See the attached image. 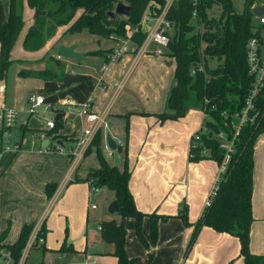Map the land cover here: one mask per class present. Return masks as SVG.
I'll return each instance as SVG.
<instances>
[{
	"label": "crops",
	"instance_id": "0c3cea01",
	"mask_svg": "<svg viewBox=\"0 0 264 264\" xmlns=\"http://www.w3.org/2000/svg\"><path fill=\"white\" fill-rule=\"evenodd\" d=\"M8 2L0 0V22L7 18ZM27 17L28 21H24L23 25L25 29L21 46L32 23L31 9L30 14L27 11ZM153 23L151 10L148 9L141 20V29L149 31ZM67 27H59L54 37L36 50L39 52L29 53L28 56L26 54L25 60H20L17 72L21 68L43 69L46 66L43 60L46 55L58 58L65 66L60 81L20 77L26 78V85L37 87L36 95L44 99L37 113L28 112V97L35 93L27 94L25 103L15 99L7 104L6 85L4 80L0 81V111L3 107L17 110L16 122L11 129L12 141L22 135L21 126L28 129L24 133L26 137L40 130L47 134L50 130L45 126V118L60 116L62 123L57 131L62 138L47 135L40 145L56 143L61 151L40 149L37 142L35 146H26L17 151L0 152V232L8 228L4 243H14L23 224L34 223L30 236L35 237L43 223L46 230L44 250H39L42 253L56 251L58 258L60 252H65L66 257L71 259L68 264H85L90 260L93 262L91 264H97L98 254H111L113 251L114 247L108 250L98 228L102 220L113 216L108 208L107 212L95 215L89 224L90 212L99 208L96 203H91L92 198L103 191L102 187L99 192L90 195L89 181H73L86 178L89 170L99 167L95 146H91L88 155H84L97 130L93 122L79 115L82 105L89 102L91 111L104 116L106 125L100 127L103 134L101 149L111 164L114 153H110L107 148L105 134L109 133L117 144H125L128 124L127 157L131 173L128 185L136 207L146 213L168 215L176 214L184 204L188 208L191 225L186 226L179 217L160 221L155 246L149 241V219L143 218L141 234L149 248L135 237L134 219L126 220L129 239L127 233L124 248L129 257L138 258L134 264H146L149 252L152 253L149 264H243L238 238L207 226L200 229L189 253L184 256L193 224L200 217L209 191L219 175V164L209 158L197 162L188 159L192 136L206 118L202 110L192 108L184 117L163 123L154 115L164 110L173 80L174 59L165 54L155 55L153 43L149 45V52L145 53L139 49L134 51L135 45L130 40L112 38H107L109 45L102 48L84 51L76 48L75 51L81 53L79 57H58L56 52L59 44H73L72 41H62L68 34L65 33ZM171 28L170 25L166 31L171 32ZM97 42L100 44L99 39ZM117 47H123L124 52L116 61L104 62L101 56L87 54L92 50ZM11 58L14 59L13 56ZM80 138H85L88 143L79 146ZM253 161L254 220L249 233V248L255 254H264V133L255 142ZM121 162L122 155L119 154L118 165ZM51 182L57 183V188L48 199L45 185ZM106 195L109 204L114 200V195L111 192H106ZM89 203L96 204V208H89ZM64 217L68 225L64 224ZM66 232L69 238H66ZM65 240L69 249L60 251ZM97 247L99 250H96ZM49 257L41 264H50L49 259L56 258L51 255ZM25 259L23 255L21 264H25ZM114 260L117 264L115 257Z\"/></svg>",
	"mask_w": 264,
	"mask_h": 264
},
{
	"label": "trees",
	"instance_id": "16d2710c",
	"mask_svg": "<svg viewBox=\"0 0 264 264\" xmlns=\"http://www.w3.org/2000/svg\"><path fill=\"white\" fill-rule=\"evenodd\" d=\"M118 3L128 6L126 15L114 13ZM263 3L264 0H244L243 9L237 11L233 0H173L164 16L172 27L171 32L166 31L169 42L164 54L174 59L175 68L164 110L154 115L160 123L184 117L192 108L202 110L207 115L203 121L206 131L198 130L200 140L196 143L191 141L188 156L191 162L209 158L220 165L226 150L222 147L223 140L218 134L222 133L226 139L232 140V151L226 170L220 174L218 180V191L193 224L184 256L189 253L200 229L207 226L238 238L243 264H264V254H255L249 248V233L254 220L253 154L257 138L264 133V86L254 97L253 109L249 112L252 120L242 124L235 136L233 127L238 122L234 113L244 108L253 82V76L248 72L247 42L252 37L260 39L259 26L254 22L252 8ZM165 4L166 0H9L7 18L0 22V81L5 79L9 67L15 61L11 58V50L24 25L25 5L32 10V23L22 41V47L26 51L42 48L62 26H68L65 33L86 30L103 38L129 39L135 45L134 51H137L147 35V31L141 29L144 13L149 9L152 17L158 16ZM129 30H133L131 34ZM260 42L262 44L261 39ZM112 51L111 48L98 49L87 54L101 56L104 62H109V53ZM44 59L46 66L43 69L21 68L17 75L50 81L62 80L64 64L52 55H46ZM208 59L218 61L213 70L207 65ZM196 63L201 64L203 69L194 67ZM193 68L195 72L191 74ZM61 127L58 116L54 118V128L47 135L56 139L62 138L57 134ZM27 130L25 126H21L22 135ZM127 133L128 124L126 142L118 144L116 149L122 155L121 165L111 164L101 149L103 134L99 127L84 151L86 156L91 146L96 147L99 167L89 170L86 178L73 180L89 181L90 186L103 187L113 193L118 204V213L102 220L99 231L103 241L114 245L111 254L117 259V264H134L138 260L129 257L125 252L124 218L134 219L135 233L146 248L149 245L141 234L144 217L149 219V241L153 246L157 242L160 221L179 217L186 226L191 225L185 204L174 215L146 213L136 207L128 185L131 173L127 157ZM47 147L55 150V145L49 144ZM56 188L55 182L45 185L48 199ZM33 228L34 223L23 224L17 240L11 244L4 243L8 228L0 232V246L11 251L15 263L21 258V252ZM45 233L42 223L35 236L36 243L39 244V239L43 241ZM36 243L32 247L44 250L43 242L40 246ZM64 249H69V246L66 247V240L59 248L60 251ZM151 259L152 253L149 252L146 264Z\"/></svg>",
	"mask_w": 264,
	"mask_h": 264
},
{
	"label": "built area",
	"instance_id": "2783aa9c",
	"mask_svg": "<svg viewBox=\"0 0 264 264\" xmlns=\"http://www.w3.org/2000/svg\"><path fill=\"white\" fill-rule=\"evenodd\" d=\"M173 0H166L165 7L161 11L158 16L153 17L154 23L153 27L147 31V35L138 48L140 52H149V45L153 43L155 45L153 53L155 55H164V52L167 48L169 42V36L166 34V29L170 26V23L165 20L164 16L167 8L170 6ZM195 15V13H193ZM259 22L264 23V15L259 16ZM133 30H129V34L132 33ZM129 40V39H126ZM260 46L261 42L259 38L252 37L247 42V64H248V72L253 76L252 87L250 89L249 94L245 100V106L239 112L234 113V117L238 118V122L234 125V136L239 132V129L242 124H244L247 120L251 121L252 117L249 116V112L253 109V100L256 96L257 92L264 86V59L260 55ZM124 52L123 47H117L113 49L112 54L110 55L111 61H116L121 54ZM197 66L198 70H202L203 66L198 63L193 65ZM195 68L191 70V74H194ZM29 106L28 112L30 114L37 113L38 107L44 104V99L41 95L31 94L28 97ZM225 113V112H224ZM79 115L83 116L86 121L93 122L97 129L101 126H105L106 123L104 121V116L96 114L95 112L90 110L89 102H86L82 105L79 110ZM17 117V110L12 107H3L0 111V123H1V136H0V152L3 150H19L21 149L22 144L25 146H35L38 142L40 149L50 150L47 146H40L41 142L46 138L47 134L43 131H39L37 133L28 134V136H22L20 139L12 141L11 138V129L14 127ZM45 126L48 130L54 128V119L53 118H45ZM200 131H206V128L202 125L199 129ZM48 137V136H47ZM218 137L222 139V147L225 148V156L220 164L219 175L214 182L211 190L209 191L208 197L205 201L204 206L209 205L212 198L216 195L218 191V180L220 174L226 170V164L230 158V153L232 151V140H228L225 138L224 134L219 133ZM200 140V132L197 131L193 134L191 141L193 143L198 142ZM88 143L85 138H80L78 141L79 146H84ZM55 145V150L61 151V147ZM76 155V151L73 152ZM100 187L91 186L89 194L92 195L94 193L99 192ZM89 208H96V204H89ZM100 229V227H98ZM35 237L30 236V240L27 242V247L31 245V240ZM42 241V239H41ZM25 255V253L23 254ZM22 255V257H23ZM21 257V259H22ZM21 259L17 263H15L11 251L7 248L0 246V264H21ZM93 263L91 260L86 261L85 264Z\"/></svg>",
	"mask_w": 264,
	"mask_h": 264
},
{
	"label": "rangeland",
	"instance_id": "374dc122",
	"mask_svg": "<svg viewBox=\"0 0 264 264\" xmlns=\"http://www.w3.org/2000/svg\"><path fill=\"white\" fill-rule=\"evenodd\" d=\"M256 1L257 2H261L262 0H256ZM243 3H244V0H233V4H234L235 8L237 9V11H241L243 9ZM27 11L30 14L29 7L27 5H25L24 13H23V19H24L25 22L28 21ZM258 19H259V16L255 15L254 22L256 23V25L259 26L258 29H259L260 39H262V41H263V44L260 46L261 55H262V57H264V25H262V23H260ZM24 26H25V24H24ZM23 29H25V28L24 27L22 28L19 36L17 37V40H16L14 46H13V49L11 51V56H13L14 59H17V60H15L11 64V66L9 67V69L7 71L6 77H5L4 81H3L5 83V85H6L5 100H6L7 104H9L10 102L14 101L15 99L16 100L20 99V102L25 103L27 94H29V93L37 94V87H31V86L26 85L28 83V82H25L26 78H20L17 75V69L20 67V64H21L20 60L21 59L25 60V55L26 54L28 56L29 53L30 54L31 53L34 54V53L39 52V51L30 52V51H26V50L22 49L21 39H22L23 31H24ZM111 38H109V39H111ZM97 39L100 40V44H98ZM106 39L107 38L97 37L94 34H91V33L86 32V31H82V32H77V33H68V34L65 35V37H63L62 41H65L66 43L72 41L71 43L77 45L76 48H77L78 51H84L86 49L102 48V47H105V46L109 45L108 44L109 41H107ZM116 40H121V39H116ZM207 65H208V67L210 69L213 70L216 67V65H218V61H217V59H208ZM205 116L207 117L206 114H205ZM22 136L24 137L25 134L24 135H20L16 140L20 139ZM22 145L23 146H21V148L24 147V144H22ZM219 168H220V165H219ZM102 190L103 191H101L100 193L94 195L93 198H92V202L91 203H96L99 206V208L96 211H91L90 212L91 220H89V224L93 222V219L95 218V215H99L100 213L107 212L108 205L111 202L110 201L109 204L107 203V201H108L107 197L108 196L106 195V192H111V191L108 190V189H105L103 187H102ZM91 203H89V204H91ZM128 218H132V217H126L123 220L124 227H125L126 230H127L126 220ZM68 223L69 222L64 217V224L68 225ZM141 228H142V223H141ZM127 233H128L127 238L129 239V230H128V232L126 231V234ZM133 233H134L135 237L138 238L137 234L134 231V228H133ZM66 234H67L66 238H69L68 232H66ZM29 240H30V236H29L28 241ZM42 242L43 241H41V239H39V244H38V243H36V239L35 238L32 239L31 240V245L27 247V250H26V245L28 243H26L25 247L23 248V250L21 252V257H22V255L24 253H25V256H26L25 264H41L42 261H47L48 258H51V257H49L50 255L51 256H56V258H53L51 260L49 259L50 264H68L69 262H71L70 261L71 259L66 257L65 252H60L61 253L60 258H58L57 256H59V254H57L56 251H47L45 253H42V251L39 250V249H41L40 247H38V248H34V246L32 247V245L34 243H36V244H38V246H40L42 244ZM105 244L107 245V247H109L108 250L113 249V247H114L113 244H110V243H105ZM96 250H99L98 247L96 248ZM97 252L100 253L99 251H97ZM102 252H103V250H102ZM96 258L98 260L97 264H115V260H114V257H113L112 254H98V256H96ZM20 259H19V261H20Z\"/></svg>",
	"mask_w": 264,
	"mask_h": 264
},
{
	"label": "water",
	"instance_id": "95a60500",
	"mask_svg": "<svg viewBox=\"0 0 264 264\" xmlns=\"http://www.w3.org/2000/svg\"><path fill=\"white\" fill-rule=\"evenodd\" d=\"M128 11V6L124 5L123 3H118L115 7L114 13L119 14V15H126ZM252 12L256 16H262L264 15V3L263 4H256L252 8ZM113 15V13H110ZM76 45L71 44V45H64V44H59L57 47V56L58 57H63V58H76L81 55V53L76 52ZM195 65V64H194ZM105 141L107 148L109 152L114 153V159H113V164H118L119 162V154L117 152V142L115 139H113L109 133L105 134ZM47 142V140L45 141ZM108 212L110 214L116 215L118 213V204L117 201L114 199L108 206Z\"/></svg>",
	"mask_w": 264,
	"mask_h": 264
}]
</instances>
